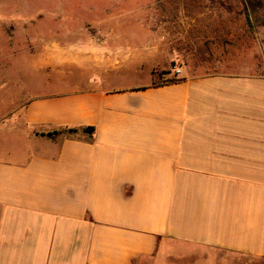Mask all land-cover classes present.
<instances>
[{"label":"crops","instance_id":"1","mask_svg":"<svg viewBox=\"0 0 264 264\" xmlns=\"http://www.w3.org/2000/svg\"><path fill=\"white\" fill-rule=\"evenodd\" d=\"M124 32L37 53L52 91L5 126L19 144L0 150V264L172 263L178 243L264 257V75ZM172 65L175 82H153Z\"/></svg>","mask_w":264,"mask_h":264},{"label":"rangeland","instance_id":"2","mask_svg":"<svg viewBox=\"0 0 264 264\" xmlns=\"http://www.w3.org/2000/svg\"><path fill=\"white\" fill-rule=\"evenodd\" d=\"M121 15L138 16L139 27L127 23L130 28L122 29L119 22L105 21ZM75 30L102 32L99 36L124 30L131 44L156 48L159 55L188 48L203 64L223 61L236 65L230 69L246 66L264 75V0H0V150L19 144L7 131L13 115L30 98L52 91L50 77L37 82V53L66 46ZM173 67L169 73H174ZM165 73L157 70L153 82L170 79ZM144 76L136 79L143 81ZM171 248L187 257L172 263L161 258L156 264H202L200 258L207 254L220 264H264V257L196 245L178 243Z\"/></svg>","mask_w":264,"mask_h":264},{"label":"trees","instance_id":"3","mask_svg":"<svg viewBox=\"0 0 264 264\" xmlns=\"http://www.w3.org/2000/svg\"><path fill=\"white\" fill-rule=\"evenodd\" d=\"M166 73H169V72H166ZM176 80L173 79V78H170V79H167L165 82L166 83H173L175 82ZM84 131H89V132H92L93 131V128L91 127H88V128H85ZM65 132L69 133V134H73L76 132L75 129H66Z\"/></svg>","mask_w":264,"mask_h":264},{"label":"built area","instance_id":"4","mask_svg":"<svg viewBox=\"0 0 264 264\" xmlns=\"http://www.w3.org/2000/svg\"><path fill=\"white\" fill-rule=\"evenodd\" d=\"M173 69H174V73H175V75L179 74V70H178L177 67L174 66Z\"/></svg>","mask_w":264,"mask_h":264}]
</instances>
